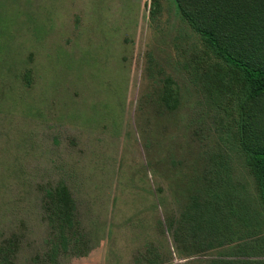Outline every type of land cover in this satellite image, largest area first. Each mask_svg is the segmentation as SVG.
I'll use <instances>...</instances> for the list:
<instances>
[{
  "label": "rangeland",
  "instance_id": "374dc122",
  "mask_svg": "<svg viewBox=\"0 0 264 264\" xmlns=\"http://www.w3.org/2000/svg\"><path fill=\"white\" fill-rule=\"evenodd\" d=\"M152 2L0 0V264H205L204 235L178 230L175 252L189 199L254 194L236 95L175 1ZM58 179L84 235L65 251L41 200Z\"/></svg>",
  "mask_w": 264,
  "mask_h": 264
},
{
  "label": "trees",
  "instance_id": "16d2710c",
  "mask_svg": "<svg viewBox=\"0 0 264 264\" xmlns=\"http://www.w3.org/2000/svg\"><path fill=\"white\" fill-rule=\"evenodd\" d=\"M174 1L217 60L206 76L217 89L236 95L239 149L255 185L254 194L243 197L235 196L222 183L214 191L191 197L178 221L179 229L173 230L175 252L181 254L178 232L185 230L208 238L209 243L195 247L216 250L209 251L205 264H264V0ZM152 4L158 6V0ZM24 76L23 83L30 85L31 69L23 71ZM175 96L174 82L167 78L160 101L173 109L178 104ZM41 200L44 218L53 232H59L63 250L70 242L77 244L84 235L76 200L65 179L44 187ZM240 237L255 239L236 245L234 241Z\"/></svg>",
  "mask_w": 264,
  "mask_h": 264
}]
</instances>
